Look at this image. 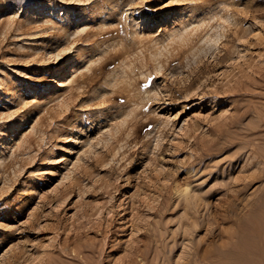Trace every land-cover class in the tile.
I'll return each instance as SVG.
<instances>
[{"label":"rangeland","instance_id":"374dc122","mask_svg":"<svg viewBox=\"0 0 264 264\" xmlns=\"http://www.w3.org/2000/svg\"><path fill=\"white\" fill-rule=\"evenodd\" d=\"M263 154L264 0H0V264H229Z\"/></svg>","mask_w":264,"mask_h":264},{"label":"bare ground","instance_id":"6f19581e","mask_svg":"<svg viewBox=\"0 0 264 264\" xmlns=\"http://www.w3.org/2000/svg\"><path fill=\"white\" fill-rule=\"evenodd\" d=\"M71 66V65H70ZM68 65V70L70 74V76L74 75V73L77 71L75 68L70 67ZM73 66V65H72ZM75 69V70H73ZM69 76V77H70ZM83 75H80L75 82L79 83V79H82ZM68 80L70 78H67ZM67 81V80H63V81H58L60 85H63V82ZM262 153V152H261ZM260 155V154H259ZM262 157L264 158V154L262 155ZM263 158L260 157L261 160H263ZM262 162V161H261ZM259 162V163H261ZM264 162V161H263ZM187 190L183 189V190H178L177 193H179V195L183 196ZM261 195V194H260ZM257 198L259 197L258 195L256 196ZM256 198V199H257ZM262 199V198H261ZM188 202V201H187ZM260 202H264L263 200ZM255 204V202H254ZM253 204V205H254ZM258 204V203H257ZM227 208V207H226ZM229 208V207H228ZM253 208V207H252ZM225 211V210H224ZM223 211V212H224ZM256 214V213H255ZM248 215V214H247ZM252 215V214H251ZM241 221V220H240ZM239 221V222H240ZM237 220V223H239ZM192 223V222H191ZM236 223V224H237ZM242 223V222H241ZM237 226V225H236ZM237 229V228H236ZM192 230V229H191ZM188 231V230H187ZM236 234H238V236H235L237 238H235V240L237 239V250L235 251V253L233 254V256L230 258H228V263L229 264H264V205L263 208H259L258 209V213L255 216H247L245 217V222L244 225H242V227L239 228V231L237 229ZM235 234V235H236ZM230 245V244H229ZM195 248V246L193 247ZM191 249V248H190ZM226 250V248H224ZM224 249L221 250L224 252ZM235 250V248H234ZM192 251H194L192 249ZM213 251V250H212ZM190 252V251H189ZM219 252V251H218ZM194 253V252H193ZM192 253V254H193ZM211 251L208 253L210 254ZM222 253V252H221ZM199 255V253H197ZM195 254V257H197ZM204 254V253H203ZM207 254V256H208ZM213 254V253H212ZM219 254V253H216ZM211 255V254H210ZM194 255H191V257ZM200 256V255H199ZM198 256V257H199ZM202 258L206 259V256L201 255ZM204 256V257H203ZM225 256V255H224ZM194 257V258H195ZM216 258L218 256H215ZM197 258H195V261ZM202 259V260H203ZM220 261V260H218ZM224 261V260H223ZM218 263V262H217ZM224 264H227L226 262Z\"/></svg>","mask_w":264,"mask_h":264}]
</instances>
